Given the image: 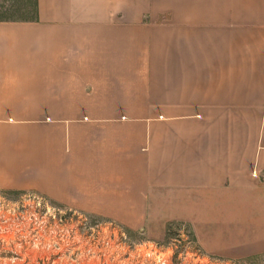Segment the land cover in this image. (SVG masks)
I'll return each mask as SVG.
<instances>
[{
	"label": "crops",
	"instance_id": "0c3cea01",
	"mask_svg": "<svg viewBox=\"0 0 264 264\" xmlns=\"http://www.w3.org/2000/svg\"><path fill=\"white\" fill-rule=\"evenodd\" d=\"M35 2L0 19V188L264 253V0Z\"/></svg>",
	"mask_w": 264,
	"mask_h": 264
},
{
	"label": "rangeland",
	"instance_id": "374dc122",
	"mask_svg": "<svg viewBox=\"0 0 264 264\" xmlns=\"http://www.w3.org/2000/svg\"><path fill=\"white\" fill-rule=\"evenodd\" d=\"M32 9L33 0H0V17L27 19L32 16ZM0 193L3 195V199L5 198L4 201H6L5 214L3 213L2 219H0V231L6 232L1 234V238H4L7 243L9 239L15 238L11 243L13 245L12 247L0 249L1 256H6L5 254L8 255L9 252L13 253L12 251H14L22 259H18L17 263L52 264V258H49L48 261L45 259L47 254L52 255L51 252L54 256L56 250L52 249L51 246H49L51 248H47L48 243L51 242L52 238L56 240L58 234L63 232L70 235L68 239L70 244L78 243L81 248L82 258L79 264H102L99 260L92 263L93 258L84 259V256L88 254L87 247H89V242H91L89 238L91 232L100 231V233L95 232V234L101 235V231H124L126 235L125 243L127 244L135 245L144 241H152L160 244L162 248H171L173 262L178 264L182 258L185 260H193L194 256L191 253L185 254L184 243H178L175 240L178 238L177 233L181 230L190 241L188 245L190 246L189 250H196L201 255H204V258L200 260L201 264H264V253L243 258H226L204 251L196 242L190 228L184 223H168L163 235L149 236L145 234L144 231L146 230L142 228L132 230L113 219L100 217L57 203L37 191H14L0 188ZM29 231H38L40 233L42 241L40 245L36 246L25 242V238L28 239L29 237ZM101 236L97 240L102 242ZM64 242L66 243V241ZM20 243L22 246L19 245ZM65 243L62 246H67ZM116 248L114 246L113 249ZM2 251H5V253ZM123 252L117 251L116 253L115 251L116 261ZM110 253L113 254L112 251ZM106 255H109V253ZM116 261L111 264H121L116 263ZM63 264H68V262H64Z\"/></svg>",
	"mask_w": 264,
	"mask_h": 264
},
{
	"label": "built area",
	"instance_id": "2783aa9c",
	"mask_svg": "<svg viewBox=\"0 0 264 264\" xmlns=\"http://www.w3.org/2000/svg\"><path fill=\"white\" fill-rule=\"evenodd\" d=\"M252 175L257 176L256 171L252 172ZM0 193V219H2L3 213L5 214V204L6 201L5 198L3 199ZM1 221V220H0ZM6 231H0V249H6L7 247H12L11 244L15 238L9 239L8 243L5 242L4 238L2 239V233ZM95 232L98 231H92L90 235L91 242H89L88 248V254L84 256V259L93 258L92 263L95 261L101 262L102 264H111L112 262L116 261L115 257V251L123 252L121 256H119L116 263L121 264H175L173 262V254L172 249L162 248L160 244H157L152 241H144L140 242L139 244H127L126 242V235L124 231H101L100 234L96 235ZM100 233V231L98 232ZM17 236V232H16ZM102 237V242L97 240L98 237ZM178 238L175 239L178 243H184V250L186 253L193 254V260H185L182 258L181 261H177L178 264H201V259L204 258V255H201V253H198L199 251L196 250H189L190 244L189 239L184 235V233L180 230L177 233ZM70 238L69 234L65 233H59L58 238L54 240V238L51 239V242L48 243L47 248H51L56 250V252H51L52 255H48L46 257V261H48L49 258H52V264H63L64 262L69 263H76L79 264L81 262L82 258V250L79 247L78 243L70 244L68 242V239ZM66 241V243L64 242ZM25 242H29L31 245H40L42 243L41 241V235L38 231H29V237L28 239L25 238ZM124 244H123V243ZM65 243L67 246H62V244ZM21 245V243L19 244ZM47 245V244H46ZM22 246V245H21ZM51 246V247H49ZM77 246V247H76ZM114 246H116V249H113ZM86 249V248H84ZM12 251L11 249H9ZM112 251L113 254L110 253ZM5 253V251H2ZM13 253L9 252V254H5L6 256H1V250H0V264H21L17 263V260H22L19 255L16 254V252L12 251ZM109 253V255H106ZM51 256V257H50ZM174 261L176 262L175 258ZM25 263V261H24ZM28 264V263H27ZM100 264V263H99Z\"/></svg>",
	"mask_w": 264,
	"mask_h": 264
},
{
	"label": "trees",
	"instance_id": "16d2710c",
	"mask_svg": "<svg viewBox=\"0 0 264 264\" xmlns=\"http://www.w3.org/2000/svg\"><path fill=\"white\" fill-rule=\"evenodd\" d=\"M4 17H0V19H3ZM31 19L36 18V2L33 0V9H32V16Z\"/></svg>",
	"mask_w": 264,
	"mask_h": 264
}]
</instances>
